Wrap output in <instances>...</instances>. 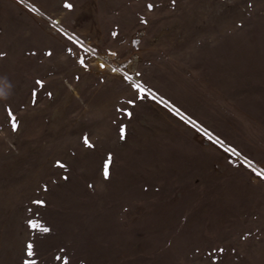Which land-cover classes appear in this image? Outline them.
<instances>
[{
	"label": "rangeland",
	"instance_id": "1",
	"mask_svg": "<svg viewBox=\"0 0 264 264\" xmlns=\"http://www.w3.org/2000/svg\"><path fill=\"white\" fill-rule=\"evenodd\" d=\"M0 96V264H264V0H0Z\"/></svg>",
	"mask_w": 264,
	"mask_h": 264
},
{
	"label": "snow or ice",
	"instance_id": "2",
	"mask_svg": "<svg viewBox=\"0 0 264 264\" xmlns=\"http://www.w3.org/2000/svg\"><path fill=\"white\" fill-rule=\"evenodd\" d=\"M49 55H50V53H49ZM82 63H83V61H82ZM38 83H40V82H38ZM140 90L143 91V89H140ZM12 126H13V130H15L16 123H15L14 120H13V125ZM120 132H121V138H123V136H124V129L121 128L120 129ZM85 144L86 145L88 144V139L87 138H85ZM109 163H110V158H109ZM108 175H109V172H108V163H106L105 166H104V176H105V178H108ZM37 203H42V202L41 201H37ZM33 227H35V225H33ZM44 231H48V229L45 228ZM32 254H33L32 253V246L31 245H28V255L31 256Z\"/></svg>",
	"mask_w": 264,
	"mask_h": 264
},
{
	"label": "clouds",
	"instance_id": "3",
	"mask_svg": "<svg viewBox=\"0 0 264 264\" xmlns=\"http://www.w3.org/2000/svg\"><path fill=\"white\" fill-rule=\"evenodd\" d=\"M0 98H3L2 96H0Z\"/></svg>",
	"mask_w": 264,
	"mask_h": 264
}]
</instances>
